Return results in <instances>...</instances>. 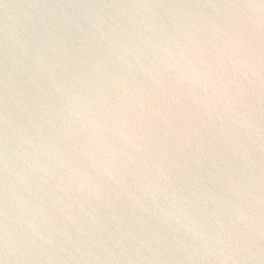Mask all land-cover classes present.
Masks as SVG:
<instances>
[{"label":"water","instance_id":"1","mask_svg":"<svg viewBox=\"0 0 264 264\" xmlns=\"http://www.w3.org/2000/svg\"><path fill=\"white\" fill-rule=\"evenodd\" d=\"M0 264H264V0H0Z\"/></svg>","mask_w":264,"mask_h":264}]
</instances>
